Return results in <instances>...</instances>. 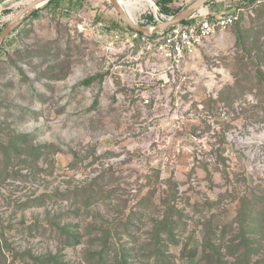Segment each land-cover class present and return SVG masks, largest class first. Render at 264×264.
<instances>
[{"label":"rangeland","instance_id":"obj_1","mask_svg":"<svg viewBox=\"0 0 264 264\" xmlns=\"http://www.w3.org/2000/svg\"><path fill=\"white\" fill-rule=\"evenodd\" d=\"M31 1L0 0V33ZM134 1L137 23L171 17ZM227 1L237 23L175 69L109 0H60L11 31L0 264H264V0Z\"/></svg>","mask_w":264,"mask_h":264},{"label":"built area","instance_id":"obj_2","mask_svg":"<svg viewBox=\"0 0 264 264\" xmlns=\"http://www.w3.org/2000/svg\"><path fill=\"white\" fill-rule=\"evenodd\" d=\"M244 11L237 6L229 10L201 14L197 12L188 22L180 23L153 35H140L133 32V38H138L147 49L167 69H175L196 49L219 33L231 28ZM158 21L159 18L157 17Z\"/></svg>","mask_w":264,"mask_h":264},{"label":"water","instance_id":"obj_3","mask_svg":"<svg viewBox=\"0 0 264 264\" xmlns=\"http://www.w3.org/2000/svg\"><path fill=\"white\" fill-rule=\"evenodd\" d=\"M51 0H32L26 6H24L17 15L9 21L0 33V46L5 42L7 36L11 31L23 20L26 15L31 14L37 8L43 6ZM115 10L120 14L125 23L136 32H140L146 35H153L172 26L182 23L184 20L190 19L196 14L201 7H203L210 0H195L187 8L180 11L178 14L171 16L164 21H158L152 25H143L137 23L133 17L121 6L119 0H109Z\"/></svg>","mask_w":264,"mask_h":264},{"label":"trees","instance_id":"obj_4","mask_svg":"<svg viewBox=\"0 0 264 264\" xmlns=\"http://www.w3.org/2000/svg\"><path fill=\"white\" fill-rule=\"evenodd\" d=\"M175 1L176 0H157L156 1V5H157V8H158V11H157L158 16H163V15H168V16L171 15L172 16V15L178 14L181 11V8L180 7L179 8L175 7V5H174ZM212 1L213 0L208 1L206 3V5L209 4ZM236 1H239L240 3L243 4V3H246V2H254L256 0H236ZM59 2H60V0H51L48 3L44 4L42 7H40V9L41 8L50 7L52 5H58ZM263 6H264V3H263ZM40 9H37V10L33 11L32 12V16H38ZM143 18L145 20V24H149L151 22H156V16L154 14L143 16ZM188 21H189V19L188 20H184L182 23H186ZM126 26H127V28L129 30L133 31L127 24H126ZM238 28L236 30L237 42H238L239 46H241L242 48H246V46H245L246 39L244 38L243 31L240 28L239 29ZM138 33L140 35H143L140 32H138ZM1 48H2V46H0V49ZM261 75L262 74H260V70L257 67L256 72H255V78H256L258 83L261 82ZM92 79H93L92 77L88 78V79H85L82 83L89 84L92 81ZM259 85L264 87V84H262V83H259ZM25 136H28V134H25Z\"/></svg>","mask_w":264,"mask_h":264},{"label":"crops","instance_id":"obj_5","mask_svg":"<svg viewBox=\"0 0 264 264\" xmlns=\"http://www.w3.org/2000/svg\"><path fill=\"white\" fill-rule=\"evenodd\" d=\"M140 1H148V0H140ZM227 2H230V1H227V0L218 1L217 0V3H215V1H212L206 5V7L208 6L206 9L205 8L200 9L198 12H202L203 14H209L212 12L222 11V10H219L220 8H222V4L225 3L223 7H228L230 5V4H227Z\"/></svg>","mask_w":264,"mask_h":264},{"label":"bare ground","instance_id":"obj_6","mask_svg":"<svg viewBox=\"0 0 264 264\" xmlns=\"http://www.w3.org/2000/svg\"><path fill=\"white\" fill-rule=\"evenodd\" d=\"M150 2L153 3L152 1ZM119 3L132 16V11L135 9L134 5L136 2L134 0H119Z\"/></svg>","mask_w":264,"mask_h":264}]
</instances>
